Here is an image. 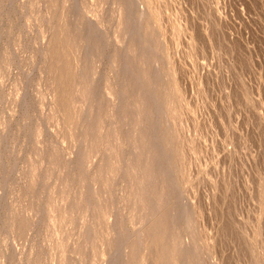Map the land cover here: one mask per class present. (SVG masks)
<instances>
[{
    "label": "rangeland",
    "instance_id": "obj_1",
    "mask_svg": "<svg viewBox=\"0 0 264 264\" xmlns=\"http://www.w3.org/2000/svg\"><path fill=\"white\" fill-rule=\"evenodd\" d=\"M0 264H264V0H0Z\"/></svg>",
    "mask_w": 264,
    "mask_h": 264
}]
</instances>
